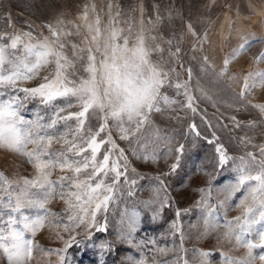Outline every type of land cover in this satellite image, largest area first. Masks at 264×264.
I'll return each instance as SVG.
<instances>
[{
  "label": "rangeland",
  "instance_id": "obj_1",
  "mask_svg": "<svg viewBox=\"0 0 264 264\" xmlns=\"http://www.w3.org/2000/svg\"><path fill=\"white\" fill-rule=\"evenodd\" d=\"M85 12L88 23L99 18L101 31L105 34L115 21L116 27L127 29L131 26L133 33L143 28L149 35L157 36L165 49L164 58L169 62L168 66L175 68L180 81L188 82L196 111L186 107L181 109L176 105L173 106L175 110L163 115L153 114L154 125L162 130L161 136L170 138L167 146L163 140L159 141L156 153L158 159L155 162L134 157L128 142L119 140L117 131L111 129L113 137L125 149L130 161L128 179L136 180V184L132 185L134 195H128V185H124L122 177L119 190L114 192L113 200L109 202L108 211L96 215L97 226L103 224L107 217L106 231L93 228L89 236L83 227L75 229L74 232L79 233L76 241L80 243L73 241L67 247L63 253V264H132L130 256L137 260L143 258L146 264H168L183 255L180 251L181 236L184 237L182 247L187 250L186 258L190 264H201L202 259L205 264H224L226 256L245 258L248 249L239 246L235 240L227 241L223 235L226 220H233L243 214V209L236 206L241 194L237 193L223 206L219 202L227 195L222 191L224 186L235 182L237 173L233 170V159L247 152L259 155L253 145H264V116L257 109L246 106L247 101L264 103V88L254 90L247 96V101L239 97L243 77L250 71L264 70V62L256 59L264 53V0H0V34L31 31L40 38L50 35L49 25L66 27L73 32L79 26L80 35L68 38L79 42L82 36L89 35L85 27ZM188 25H191V29ZM193 31L196 35H193ZM244 37L248 40L244 53L228 65L226 76H218L225 59L244 43ZM24 39L27 41V37ZM168 40H172L173 44L169 45ZM175 46H179L181 51L178 56L171 57L169 52H174ZM205 56L208 63L214 66V71H202ZM156 58L154 55L153 59ZM100 59L97 53V61ZM188 68L192 70L191 79ZM79 74L85 73L80 71ZM234 76L239 77V80L234 79ZM38 82L33 80L20 86L35 87ZM164 91L181 104L187 103L185 96L176 95L175 89L166 88ZM69 102L73 106L65 107L60 116L81 110L75 98L71 97L59 98L53 105L64 107ZM38 113L44 117V122L54 118L53 106L42 105L38 98L25 101L21 115L26 120H35ZM233 116L242 122L240 128L234 127L230 119ZM249 121H255L256 125L248 126ZM100 123L90 111L86 127L90 125L96 129ZM192 123L200 132L199 137L190 129ZM75 124L74 119L67 121V125L72 127ZM55 131H66L64 121H58ZM145 132L151 136L152 129L147 128ZM213 132L219 139L209 143V140H213ZM104 135L101 133V136ZM242 137L251 138L252 143H241ZM217 144H223L226 155L233 158L223 167L219 166V154L215 150ZM180 145H183V153L177 152ZM59 148L60 143L54 142L51 146L53 151ZM178 156L179 167L175 173L165 175L171 173V165ZM0 172L9 180L16 181L21 177L32 178L35 169L25 157L0 148ZM60 174L59 171L55 172L52 179H57ZM157 177L164 181L169 197L163 207L160 201H163L164 192L157 195L153 191L158 187ZM150 200H156L157 203H144ZM209 207L215 208V217L221 227L204 235V220ZM47 208L59 214L56 218H48L55 219L58 226L46 221L45 227L31 238L44 249L63 250L66 247L65 240L73 234L71 228L67 232L64 230L63 223L71 225L69 212L77 209H68L59 199L50 201ZM25 212L36 215V210ZM132 212H138L139 218L129 243L122 238V233L127 231V216ZM122 218L124 223L121 222ZM173 225L178 226V230ZM246 239L258 241L259 237L253 232ZM105 240L111 242L110 251H102L98 246L99 242ZM193 250H203L209 255L201 258L198 254L194 255ZM252 252L257 257L255 264H264L258 259L264 255V248L257 247ZM32 264H61V261L55 252L49 257L37 249Z\"/></svg>",
  "mask_w": 264,
  "mask_h": 264
},
{
  "label": "snow or ice",
  "instance_id": "obj_2",
  "mask_svg": "<svg viewBox=\"0 0 264 264\" xmlns=\"http://www.w3.org/2000/svg\"><path fill=\"white\" fill-rule=\"evenodd\" d=\"M84 19L89 35L82 36L79 42L68 39L80 35L79 26L73 32L66 27L49 25L50 35L40 38L35 37L31 31L0 34V97H6L0 99V148L25 157L35 169L32 178L21 177L16 181L9 180L0 172V264H32L37 249L49 257L55 252L63 264V253L67 247L73 241L80 243L76 241L79 233L74 232L75 229L83 227L89 236L93 228L106 231L107 217L103 224L97 226V213L108 211L109 202L113 200L114 192L119 190L122 177L124 185H128L129 196L134 195L132 185L136 184L135 179H128L130 161L125 149L113 137L111 129L117 131L119 140L128 142L134 157L145 162H155L158 159L156 153L159 141L163 140L167 146L170 138L161 136L162 130L154 125L153 114L163 115L169 110H175L173 106L176 105L181 109L186 107L196 111L188 82L180 81L175 68L168 66L169 62L164 58L165 49L158 42L157 36L149 35L143 28L133 33L131 26L127 29L116 27L115 21L105 34L101 31L98 17L88 23L85 12ZM188 27L191 29V25ZM193 35H196L194 31ZM243 39L244 43L225 59L218 76H226L228 65L244 53L248 40L247 37ZM33 40L36 42L33 43ZM167 43L172 45L173 41L168 40ZM180 51L179 46H175V51H170L169 55L176 57ZM97 53L101 57L99 61ZM154 55L156 59H153ZM256 59L264 62V53ZM203 60L202 71H214V66L208 63L206 56ZM80 71L85 74L80 75ZM187 71L191 79V68ZM42 72L46 74L42 75ZM233 78L239 80V77ZM33 80L39 81L35 87L20 86ZM166 88L175 89L177 96H185L187 103L181 104L170 97L164 91ZM257 88H264V70L250 71L243 77L240 99L247 101V96ZM5 89L7 91H3ZM69 97L75 98L81 110L60 116L65 107L73 105L69 102L59 107L53 105V102ZM37 98L42 105L54 108V118L48 122H44V117L39 113L35 120H26L21 115L25 101ZM246 106L257 109L264 116V103L253 104L247 101ZM90 111L101 121L96 129L90 125L86 127ZM73 119L76 121L75 126L67 125V121ZM230 119L234 127H241L242 122L235 116ZM59 120L66 125L63 133L55 131ZM255 125V121L248 122L250 127ZM208 126L212 127L211 124ZM147 128L152 129L151 136L146 135ZM190 129L195 136L201 135L195 123L190 125ZM101 133L105 135L101 136ZM212 135L213 140H209V143L219 139L215 132ZM54 142L60 143L61 148L51 150ZM241 143L247 145L252 141L251 138L242 137ZM149 145L152 147L149 148ZM253 147L257 148L259 155L247 152L235 159L226 155L223 144H217L215 149L219 154V166L223 167L229 159H233V170L237 173L235 182L222 189L227 195L219 204L223 206L240 193L236 206L243 209L242 216L226 220L223 235L227 241L235 240L239 246L248 249L245 258L226 256L224 264H255L257 257L252 250L264 248V145ZM177 152L183 153V145H180ZM178 167L179 156L171 165V173L165 175L174 174ZM57 171L61 174L54 180L52 176ZM132 171L135 172V168ZM156 179L158 187L153 191L157 195L164 192L163 201H160L163 207L169 197L164 181L159 177ZM55 199L63 201L68 209H77L69 212L71 225L63 223L66 232L70 228L73 230L70 238L65 240L66 247L63 250L44 249L31 238L45 227L46 221L58 226L55 219H48L59 215L47 208L49 202ZM144 203L151 205L157 201ZM25 210H36V215H29ZM179 214L178 211L177 216ZM138 218V212L127 216V231L122 233V238L129 243L136 231ZM121 222L124 223L123 218ZM204 225V235L221 227L215 217V208H208ZM173 226L178 230V226ZM253 232L258 235V241L246 239ZM180 239L183 255L168 264H190L186 258L187 250L182 247L184 237ZM98 246L102 251L111 250V242L107 240L99 242ZM193 254L201 258L209 255L203 250H193ZM258 259L264 261V255ZM129 260L132 264H146L143 258L137 260L130 256ZM201 264H205L204 259Z\"/></svg>",
  "mask_w": 264,
  "mask_h": 264
}]
</instances>
